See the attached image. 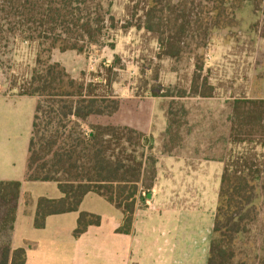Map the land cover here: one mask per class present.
<instances>
[{"label": "trees", "instance_id": "obj_1", "mask_svg": "<svg viewBox=\"0 0 264 264\" xmlns=\"http://www.w3.org/2000/svg\"><path fill=\"white\" fill-rule=\"evenodd\" d=\"M224 3L140 0L138 7L144 12L143 27L157 35L162 53L178 58L188 38L195 41L198 51L206 47L219 25L218 14L225 12ZM108 21L115 18L100 0H0V71L4 50L15 41L38 42L42 49L29 78L12 83L20 95L37 98L24 179L55 181L64 193L61 199H39L38 227L48 215L79 210L85 195L96 192L122 210L118 231L131 233L143 192L154 187L158 158L152 153L153 140L119 119L120 98L100 96L96 93L98 82L75 79L52 57L55 48L85 52L92 45H100ZM164 25L170 26L171 32L165 34ZM202 56L194 53L191 93L212 96V86L202 78ZM231 105L230 142L264 145V99L235 98ZM41 130L48 134L41 143L44 152L37 150ZM217 160L224 162V169L208 264H228L237 257L234 244L256 220L264 164L246 158L244 153ZM21 187L19 180L0 181L4 229L13 230ZM100 220L98 215L81 212L76 235ZM0 264H27L26 249H13L9 242L0 250Z\"/></svg>", "mask_w": 264, "mask_h": 264}, {"label": "rangeland", "instance_id": "obj_2", "mask_svg": "<svg viewBox=\"0 0 264 264\" xmlns=\"http://www.w3.org/2000/svg\"><path fill=\"white\" fill-rule=\"evenodd\" d=\"M100 1L115 18L107 22L100 45H92L85 52L55 48L53 60L75 79L98 82L96 93L100 96L120 98L119 119L153 140L155 156L184 158V167L189 163L200 174L214 172L216 179L209 186L214 183L215 192L210 189L215 193L217 212L216 192L224 164L211 161L230 160L244 153L246 158L264 164V145L230 142L231 101L242 97L264 99V0H225V12L218 14L219 25L214 27L206 47L198 51L195 41L188 38L178 58L164 55L157 35L143 27L140 0ZM164 32H171V27L164 25ZM4 51L0 96L15 97L6 107V119L0 120L2 125L13 128L7 135H12V141L18 144L19 162L28 149L37 98L20 95L12 83L17 80L20 84L29 78L42 49L38 42L17 40ZM199 52L203 55L202 78L212 86V96L191 93L196 71L194 53ZM85 130L90 128L86 126ZM45 132L41 130L37 137L39 152H44L41 143L48 139ZM170 166L171 163L163 168ZM171 169V173L182 172L179 167ZM203 179L198 182L200 186L205 183ZM169 182L168 187L173 189L188 186L179 176ZM261 183L264 186V177ZM30 189L37 194L49 190L41 182L32 183ZM260 194L256 220L234 244L237 257L228 264H264V187ZM1 224L0 217V250L9 243L12 232Z\"/></svg>", "mask_w": 264, "mask_h": 264}, {"label": "crops", "instance_id": "obj_3", "mask_svg": "<svg viewBox=\"0 0 264 264\" xmlns=\"http://www.w3.org/2000/svg\"><path fill=\"white\" fill-rule=\"evenodd\" d=\"M14 97L0 96V119H6V107ZM11 131L13 128L2 125L0 120V181H22L9 242L13 249H26L27 264H208L216 213L214 183L209 186L216 179L214 172L200 174L189 163L184 167V158L157 157L154 187L143 192L131 233L118 231L124 217L122 210L96 192L85 195L79 210L48 215L44 225L38 227L39 199H61L64 193L55 181L24 179L31 136L25 156L18 162V144L12 141V135H7ZM214 162L224 164L211 161ZM170 163L165 170L163 165ZM172 166L182 172L171 173ZM178 176L188 184L187 188L168 187L169 181ZM201 179L205 183L200 186ZM35 182L44 183L49 188L47 193L32 191ZM220 187L218 181L217 196ZM81 212L98 215L101 220L76 235Z\"/></svg>", "mask_w": 264, "mask_h": 264}]
</instances>
